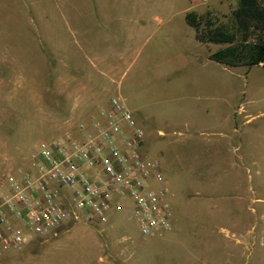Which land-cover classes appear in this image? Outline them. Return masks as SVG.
<instances>
[{
    "label": "rangeland",
    "instance_id": "1",
    "mask_svg": "<svg viewBox=\"0 0 264 264\" xmlns=\"http://www.w3.org/2000/svg\"><path fill=\"white\" fill-rule=\"evenodd\" d=\"M237 7L0 0V175L30 167L42 141H83L120 97L176 194L163 236L142 237L127 209L33 237L0 264H264V64L198 40Z\"/></svg>",
    "mask_w": 264,
    "mask_h": 264
},
{
    "label": "built area",
    "instance_id": "2",
    "mask_svg": "<svg viewBox=\"0 0 264 264\" xmlns=\"http://www.w3.org/2000/svg\"><path fill=\"white\" fill-rule=\"evenodd\" d=\"M217 2L230 8L235 0ZM146 136L120 97L83 141H42L30 167L0 175V262L33 237H59L71 223H109L129 209L144 238L173 229L176 194L159 160L148 157Z\"/></svg>",
    "mask_w": 264,
    "mask_h": 264
},
{
    "label": "trees",
    "instance_id": "3",
    "mask_svg": "<svg viewBox=\"0 0 264 264\" xmlns=\"http://www.w3.org/2000/svg\"><path fill=\"white\" fill-rule=\"evenodd\" d=\"M194 19L189 14L186 21L195 27ZM251 30L262 34L260 43L248 44ZM198 33V40L202 43L229 45L215 53L221 58L227 57L235 63L264 64V0H238L230 22Z\"/></svg>",
    "mask_w": 264,
    "mask_h": 264
},
{
    "label": "crops",
    "instance_id": "4",
    "mask_svg": "<svg viewBox=\"0 0 264 264\" xmlns=\"http://www.w3.org/2000/svg\"><path fill=\"white\" fill-rule=\"evenodd\" d=\"M214 3V2H213ZM217 3V2H216ZM156 18H158L157 17V15H154V20H156ZM160 22H163V19L162 18H160V20H159V22H157V23H160ZM189 26V25H188ZM191 29H193L191 26H189ZM195 36H196V33H195ZM196 38V37H195ZM130 110V109H129ZM131 111V110H130ZM132 112V111H131ZM132 114L134 115V117H135V113L134 112H132ZM137 120V119H136ZM139 124V123H138ZM140 126V125H139ZM141 127V126H140ZM142 128V127H141ZM167 184H168V181H167ZM169 185V184H168ZM71 231V229L69 230V229H66L63 233H65V232H70Z\"/></svg>",
    "mask_w": 264,
    "mask_h": 264
}]
</instances>
